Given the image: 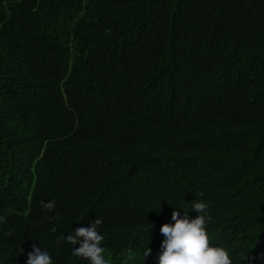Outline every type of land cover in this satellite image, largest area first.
<instances>
[{"label": "trees", "instance_id": "trees-1", "mask_svg": "<svg viewBox=\"0 0 264 264\" xmlns=\"http://www.w3.org/2000/svg\"><path fill=\"white\" fill-rule=\"evenodd\" d=\"M0 199L21 221L6 264L103 210L133 233L110 264H158L194 199L211 241L261 259L233 227L264 223V0H0Z\"/></svg>", "mask_w": 264, "mask_h": 264}, {"label": "clouds", "instance_id": "clouds-1", "mask_svg": "<svg viewBox=\"0 0 264 264\" xmlns=\"http://www.w3.org/2000/svg\"><path fill=\"white\" fill-rule=\"evenodd\" d=\"M198 195L202 197L203 192H199ZM122 199L146 201V196L137 187L134 192ZM42 203L47 208L55 206V201L52 200ZM1 205L0 199V207ZM191 209L198 213L194 218L188 215V211L176 207L171 214L174 223L166 222L161 225L160 232L165 239L161 241L158 264H239L236 243L226 235V231L218 236L217 231L210 228L214 242L210 240L207 225L212 217L207 212V209L210 210L207 201L194 199ZM102 219L107 221L105 230L100 227ZM19 223L21 221L13 204L6 213L0 212V264H6L8 256L15 253L13 246L16 245L10 238L17 241L22 239L16 228ZM42 231L41 225L37 233ZM233 231L238 236V241L253 244L263 254L261 259L248 264H264V223L243 227L236 225ZM131 234H133L131 228L125 226V219L121 213L107 217L103 210L64 236L69 242L65 240L57 242L52 250L33 245L32 251L27 254L26 264H110L111 257L125 258L132 253L128 246ZM111 251L116 255H112ZM151 252L152 249L147 246L143 253L144 264Z\"/></svg>", "mask_w": 264, "mask_h": 264}, {"label": "bare ground", "instance_id": "bare-ground-1", "mask_svg": "<svg viewBox=\"0 0 264 264\" xmlns=\"http://www.w3.org/2000/svg\"><path fill=\"white\" fill-rule=\"evenodd\" d=\"M110 253H111L112 255H114V256L116 255V253H115L114 251H111Z\"/></svg>", "mask_w": 264, "mask_h": 264}]
</instances>
